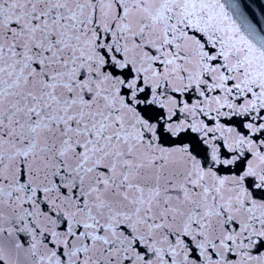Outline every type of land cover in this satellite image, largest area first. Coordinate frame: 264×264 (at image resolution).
Masks as SVG:
<instances>
[{
	"label": "snow or ice",
	"instance_id": "6c2138e0",
	"mask_svg": "<svg viewBox=\"0 0 264 264\" xmlns=\"http://www.w3.org/2000/svg\"><path fill=\"white\" fill-rule=\"evenodd\" d=\"M0 264H264V0H0Z\"/></svg>",
	"mask_w": 264,
	"mask_h": 264
}]
</instances>
